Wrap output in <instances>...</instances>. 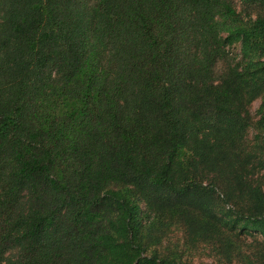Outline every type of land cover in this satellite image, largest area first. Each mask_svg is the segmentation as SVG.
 <instances>
[{
    "label": "trees",
    "instance_id": "16d2710c",
    "mask_svg": "<svg viewBox=\"0 0 264 264\" xmlns=\"http://www.w3.org/2000/svg\"><path fill=\"white\" fill-rule=\"evenodd\" d=\"M242 1L0 0V264H192L142 213L264 264V0Z\"/></svg>",
    "mask_w": 264,
    "mask_h": 264
},
{
    "label": "rangeland",
    "instance_id": "374dc122",
    "mask_svg": "<svg viewBox=\"0 0 264 264\" xmlns=\"http://www.w3.org/2000/svg\"><path fill=\"white\" fill-rule=\"evenodd\" d=\"M233 1L239 10L245 11H257V8L254 6H250L248 9H244V5L242 0H231ZM231 57L234 60H238L240 58V47L238 44L231 46L229 48ZM263 95L258 96L254 99L250 105V113L252 116L257 119L258 109L262 103ZM255 132L250 131L249 137H252ZM142 211L145 209V203L141 202ZM172 223L169 226L157 225L153 228H150V218L147 214L142 213V225H141V235L145 236L148 240L152 242H156L154 236L156 238H160L158 241V245L154 246L159 248L160 251L165 252V254L175 255L182 260L191 262L192 264H228L221 260V256L219 254H215L208 249V245L206 242H202L199 246L192 248L190 246V241L187 239L184 223L178 219H171ZM148 228L153 231H148ZM249 241V240H248ZM175 253V254H174ZM232 264H241L238 262H234Z\"/></svg>",
    "mask_w": 264,
    "mask_h": 264
}]
</instances>
